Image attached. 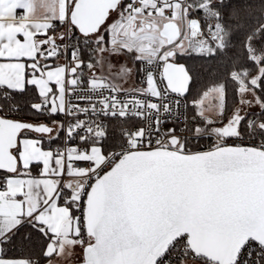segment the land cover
Masks as SVG:
<instances>
[{"label":"snow or ice","instance_id":"1","mask_svg":"<svg viewBox=\"0 0 264 264\" xmlns=\"http://www.w3.org/2000/svg\"><path fill=\"white\" fill-rule=\"evenodd\" d=\"M0 264H264V0H0Z\"/></svg>","mask_w":264,"mask_h":264}]
</instances>
